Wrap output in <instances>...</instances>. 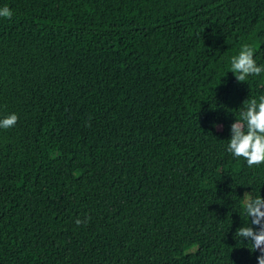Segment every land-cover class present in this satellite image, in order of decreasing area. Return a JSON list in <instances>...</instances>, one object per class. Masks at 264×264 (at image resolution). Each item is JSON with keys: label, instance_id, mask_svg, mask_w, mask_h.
<instances>
[{"label": "trees", "instance_id": "16d2710c", "mask_svg": "<svg viewBox=\"0 0 264 264\" xmlns=\"http://www.w3.org/2000/svg\"><path fill=\"white\" fill-rule=\"evenodd\" d=\"M4 6L0 264H258L235 233L264 164L227 146L264 95L230 72L244 44L264 64V0Z\"/></svg>", "mask_w": 264, "mask_h": 264}, {"label": "clouds", "instance_id": "9594fccd", "mask_svg": "<svg viewBox=\"0 0 264 264\" xmlns=\"http://www.w3.org/2000/svg\"><path fill=\"white\" fill-rule=\"evenodd\" d=\"M12 11L9 7L0 8V17L11 18ZM255 49L251 44L242 45L238 55L231 58V71L238 82H245L249 76H259L264 72V64L257 65L254 59ZM240 118L230 126V139L227 151L234 158H243L247 166L252 168L264 164V95L259 98L246 99ZM19 117L15 113L8 114L0 119V128L8 129L17 123ZM220 127L219 125H215ZM243 211L249 218V223L239 227L235 235L243 241H250L252 248L260 255L258 264H264V197L252 196L245 192L243 197ZM87 223L77 218L76 224Z\"/></svg>", "mask_w": 264, "mask_h": 264}]
</instances>
